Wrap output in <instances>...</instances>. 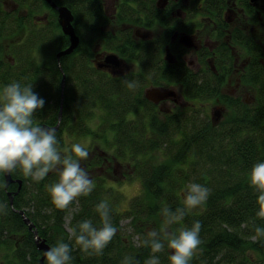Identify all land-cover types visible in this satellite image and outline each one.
<instances>
[{"label":"trees","instance_id":"obj_1","mask_svg":"<svg viewBox=\"0 0 264 264\" xmlns=\"http://www.w3.org/2000/svg\"><path fill=\"white\" fill-rule=\"evenodd\" d=\"M14 1L18 7L6 10L0 0V23L7 26L5 24L15 18V24L11 23L10 27L22 26L24 35L17 37L18 27L8 31L13 37L8 45L13 59L5 61L2 58L5 46L0 47V93L13 82L22 87L32 84L33 91L45 100L43 109H38L33 116L37 126L55 125L63 102L62 121L56 132L58 150L63 154L66 134L67 137L70 133L93 135V139L99 141L92 140L89 147L92 149L99 143L104 154L96 151L81 160V166L92 169L101 164V160L106 164L121 163L128 167L127 176L137 174L143 184L141 193L129 207L119 210L115 202L121 194L114 196V186L104 175L95 179L92 176L94 190L60 210L49 192V187L59 181V170L49 172L42 181L36 182L25 177L18 167L13 177L23 182L14 194V207L26 211L53 247L58 242L70 245L69 264H122L126 256L132 258L131 264H145L153 255L151 246L143 243L149 232L145 229L146 223L160 228L165 218L161 209L167 207L175 212L177 208H184L188 186L197 183L210 190L208 199L186 210L184 218L173 224L177 235L180 230L191 228L197 220L202 224L201 244L190 264H264V237L255 232L256 227L264 228V219L256 215L258 193L250 186L253 165L264 161V60H259L264 52L258 51L261 50L258 38L236 29L230 41L232 47L242 46L250 54L258 55L249 61L241 77L243 82H239L243 90L252 92L250 99L222 94L223 79L216 82L212 77L210 82H196L190 75L183 85L185 98L191 104L177 105L161 119L158 105L127 87V82H131L130 74L111 79L97 74L93 46L104 34L102 27L108 18L104 16L102 0H56L75 11L76 31L81 39L72 53L61 57L63 70L56 56L70 42L57 21L54 8L46 0ZM38 22L45 26H39ZM180 78L173 73L169 79ZM214 98L228 108L227 115L220 121L212 119L207 109V102ZM96 102L102 113L96 114ZM156 150H160L162 161H154ZM5 184L4 172H0V264H40L43 252L37 248L34 234L22 215L13 209ZM18 186L11 183L8 188L17 190ZM101 201L111 209L113 226L119 225L123 212H127L131 218L128 223L133 227L132 237L138 238L131 243L116 228L115 237L102 255L85 253L75 243V237L70 238L65 216L77 206L71 219L73 231L78 233L79 223L84 220L100 228L102 221L96 205ZM41 224L47 225L42 227ZM166 249L156 254L160 264H170L172 253Z\"/></svg>","mask_w":264,"mask_h":264},{"label":"flooded vegetation","instance_id":"obj_2","mask_svg":"<svg viewBox=\"0 0 264 264\" xmlns=\"http://www.w3.org/2000/svg\"><path fill=\"white\" fill-rule=\"evenodd\" d=\"M102 1L110 22L121 19L125 14L131 17L133 23L129 24L130 29H126L128 32L125 39L119 36L117 29L112 30L114 28L110 29L111 33H105L104 42L101 41L102 35L97 38L99 40L94 47L93 57L95 67L118 77L144 74L145 70L148 72V67L151 71L155 65L156 76L149 80L153 82L151 88L176 90L172 84L166 87L168 84L163 82H188L190 75L197 79L196 82H210L212 77L216 82L220 79L226 82L234 67L236 70L240 69L239 81L243 82L241 77L249 61L258 55L245 54L239 64V58L243 55L230 42L234 32L240 29L244 35L250 33L264 39V0H112V14L107 7L109 0ZM137 5L144 7L142 10L145 16L139 14ZM201 14L204 16H200ZM75 18L73 22L77 30ZM109 43L112 46H107ZM225 44L231 45L227 47ZM260 49L259 52H264L262 47ZM245 51L248 52L247 49ZM109 53H115L121 62L109 63L106 59ZM164 69L166 73L163 72ZM173 73L181 78L177 81L169 79ZM176 92V99L167 98L157 102L147 96L146 90L144 98L158 105L161 111L169 112L183 103L180 99L183 94H179L177 90ZM169 99L174 104L171 108L165 107ZM116 165L108 162L102 168L105 172L114 166L115 170ZM81 167L87 173L90 171L86 165ZM123 176L127 177L126 174ZM89 178L92 180V176Z\"/></svg>","mask_w":264,"mask_h":264},{"label":"clouds","instance_id":"obj_3","mask_svg":"<svg viewBox=\"0 0 264 264\" xmlns=\"http://www.w3.org/2000/svg\"><path fill=\"white\" fill-rule=\"evenodd\" d=\"M129 89H135V82H127ZM45 100L33 91L32 84L21 86L18 82L6 85L0 93V172L11 174L18 167L25 177L42 181L51 171L59 170V181L49 187L52 201L56 208L65 210L81 196H88L94 190V182L80 161L89 157L87 148L80 144L71 145L70 151L63 154L58 150L56 129L34 125L33 116L38 109H43ZM250 186L258 193L259 210L256 215L264 219V161L253 165L250 172ZM210 190L200 184L188 186L184 198V208L172 212L169 208L161 209L166 222L171 225L184 218L186 210L203 204L209 197ZM102 221V227H95L90 220L79 223V232H71L75 243L85 253L102 255L103 250L113 240L117 229L111 223V209L101 201L96 205ZM202 224L195 221L191 228L172 234L168 248L174 250L169 256L170 264H190L194 253L201 244ZM257 236L264 237V228L256 227ZM255 239V237H254ZM151 246L153 255L145 264H160L159 256L164 250V243L156 230L147 233L143 242ZM72 248L68 243L58 242L45 252L47 264H69ZM132 258L125 257L122 264H131Z\"/></svg>","mask_w":264,"mask_h":264},{"label":"rangeland","instance_id":"obj_4","mask_svg":"<svg viewBox=\"0 0 264 264\" xmlns=\"http://www.w3.org/2000/svg\"><path fill=\"white\" fill-rule=\"evenodd\" d=\"M2 1H3V5L4 6L6 5L5 6L6 10L15 9L18 7V6H15L16 1H14V0H12V1L11 0H2ZM79 1L85 2L86 0H79ZM4 6H3V8H4ZM107 7H108L109 13L112 14L113 13L112 12V10H113L112 0L108 1ZM52 8H54V7H52ZM143 8H144L143 6L139 7L137 5L136 9L138 10L140 15L145 16L146 14H145L144 10H142ZM128 9H131V7H129ZM46 10H45V12H46ZM54 11L57 13V21H58V11L55 8H54ZM105 11H106V8H105ZM74 13H75V11H74ZM104 16H105V18H107L108 15L105 14ZM200 16H204V15L201 14ZM130 18L131 17H127L124 14L121 19L116 20L113 23L110 22L108 19H106L105 24L102 27L104 34L105 33L106 34L111 33L110 29L114 28L112 30L116 31V29H117V31H119V36L122 37L123 39H125V36H126L125 34H127V32H128V30H126V29H130L129 24L133 23V20H130ZM10 20H12V21H10L9 24H7L8 22L5 24L7 26H3L0 23V47L2 45L5 46V47H3L4 51L2 52V58L5 61H9V60L13 59L11 57L10 53H8V45L13 40L12 34L11 35L8 34V31H10V29H15L16 27H18V29L16 30V34H18L17 37L21 36V38H22V35H24V28H22V26H18L16 24V25H14V28L10 27L11 23L15 24V18L10 19ZM244 20H245V18L242 19V21H244ZM44 21L46 22L47 20H44ZM58 23H59V21H58ZM38 25L39 26H45L42 22H38ZM241 25L245 26L244 23H241ZM104 34H102V39H101L102 42H104V40H105L106 34L105 35ZM247 35L255 36V35H252L250 33H247ZM10 36H11V38H10ZM257 38L261 44V47L263 48L262 50L264 51V39L259 38V37H257ZM98 40L99 39L95 40V42H94L95 45L93 46V48L98 43ZM107 46L110 47V46H112V44L109 43ZM245 49H247V48H244L242 46L237 48V51L239 52V54L242 53V55H243L239 58L240 59L239 64H241L242 60L244 59V57L246 55L250 54L249 50L247 49L248 50V53H247L245 51ZM262 60H264V55L262 56ZM154 68H155V65H153V68L150 71L151 68L148 67L147 68L148 72L145 70L144 74H137L136 76H132V74H130V77H128V80L136 83V87L134 89L136 91V93L141 94L140 92H142L143 95H145L146 90L151 88V86L153 85V82H150L149 80H150V78L156 76V71H157ZM136 69H137V67H136ZM139 69H140V67H139ZM96 70H97V74L99 76L104 77V78H108V79L120 78L122 76V75H120L118 77H112V74H109L108 72L103 71L102 69H98L96 67ZM240 73H241L240 69L236 70L234 67V70L231 71V74L227 76V81L223 85L221 93L225 94V95L231 94L234 96L241 95V96H244V97L250 99L251 95H253L252 92L250 90L249 91L243 90L242 87H240V85H239ZM163 78H164V76H163ZM163 84H168V85H165L166 87H168L169 84H172L176 88V90L179 92V94H183V98L180 97V95H179L180 99L183 101V103L181 105H190L191 104L190 102H187V100L185 98L184 90H186V88L183 87L184 86L183 84H185L184 82H163ZM228 96H230V95H228ZM95 105H96V110H97L96 114L102 113L101 111H99L100 104L98 102H96ZM173 105H174L173 100H171V99H169L168 102L165 103V107L171 108ZM207 105H208L207 109H208L210 115H212V116L214 114V111H217V110L220 111L219 119H217L216 121L222 120L227 115V112H226L228 110L227 105L224 102H221L219 99L214 98L213 100L208 101ZM145 110L146 109H144V111ZM166 113H167L166 110L158 112V114L162 117V118L160 117L161 119H164L166 117ZM146 114H149V112H146ZM93 138H94L93 135H85V136L84 135H81V136L78 135L77 136L74 133H72V134L70 133L67 137V134H66L67 146L65 147V149L70 150L72 144L80 143V144L84 145L86 148L88 147L87 150L89 152V156L90 155L92 156L96 151H97V153H100V152L103 153V151H102L103 148L99 145V143L94 142L96 144L93 146L92 149H91V147H89L92 140L99 141V139H97V138L93 139ZM62 152H64V151H62ZM153 159L155 162L162 161V154H161L160 150L155 151ZM101 162H102L101 164H98L94 168L90 169V171L88 172V175H89V177L93 176L94 179L99 177V176L103 177V175H104L108 179V181H110L111 185L114 186L113 187L114 191H115V192H113L114 196L116 197L117 194H121L120 199L116 200V202H115L116 204H118V209L119 210H125L126 208L129 207L131 201L139 193H141V190L143 189L142 181L137 174L133 175L132 177L129 175L127 177H124L123 176L124 174H126V175L128 174L127 173L128 167H126L124 164L119 163L118 165H116L115 170H114V166H113L112 170L109 169L108 171L104 172V168H102V165L107 166V164L105 163L106 161L101 160ZM10 191H15V190L12 189ZM113 200L115 201V198H113ZM77 210H78V207L75 206V207L71 208L65 216V226L70 232H73V228L71 226V223H72L71 219L73 218V215ZM122 217L123 218L121 219L120 224L116 225V226L114 225V227L119 228L118 230H120V231H118V232H120V235L122 237H124L126 240H129L131 243H134L135 239H137L138 236L135 235L134 237H132L133 236V227L128 223L131 219L130 215L128 216L127 212L124 211L122 214ZM173 224L168 225L166 222V219L164 218L162 220L160 228H157V227L152 228L153 226L149 223H146V226H145V229L147 231L156 230L159 233V238L164 243V247L167 248L166 250L168 253H173V251H174V250L168 248V240L171 239L172 234L177 235V233H175L173 230L174 229ZM46 225L47 224H41L42 227H46ZM43 237H45V236H43ZM47 241H48V239H47ZM50 244L52 245V243H50ZM138 244H139V242H138ZM45 261H46V259H45Z\"/></svg>","mask_w":264,"mask_h":264},{"label":"water","instance_id":"obj_5","mask_svg":"<svg viewBox=\"0 0 264 264\" xmlns=\"http://www.w3.org/2000/svg\"><path fill=\"white\" fill-rule=\"evenodd\" d=\"M47 1L51 4L52 7H54L58 11V21H59V24L61 26V29H62L63 33H65L66 35L69 36V41H70L69 45L64 49L59 50L57 53V56H56L58 63H59V66L63 70V67L61 65V57L63 55L72 53L76 49V47H78V45L80 43V36L77 33L75 26H74L73 21H74L75 15L73 13V10L68 5L59 4L55 0H47ZM106 59L109 63L114 62L116 64H119L121 62V59L115 53L107 54ZM65 80H66V78L64 75L63 81H62V96H63L64 88H65ZM176 95H177V92L174 88L160 89L157 87H153V88H149L147 90V96L151 97L152 99H154L157 102L162 100V99H167V98H175L176 99ZM61 106H62V108H61L60 113H59V121L55 125L44 123V124L39 125V126L40 127L55 128L58 131L60 128L62 116H63V102H62ZM219 116H220V111H215V113H214L215 119H219ZM4 176H5V180H6V184H5L6 189L14 181H18V183H19L17 190L8 191V195L10 197V203H11L13 209L22 215L24 221L28 224L29 229L32 230V232L34 234L36 245L43 252L40 259H39L40 264H45V259H46L45 252L53 246L47 241L46 237H43L40 234L36 223L33 222V220H31V218L27 215L25 210L14 207V194L20 190L23 181H22V179L14 178L13 173H11V174L4 173Z\"/></svg>","mask_w":264,"mask_h":264}]
</instances>
